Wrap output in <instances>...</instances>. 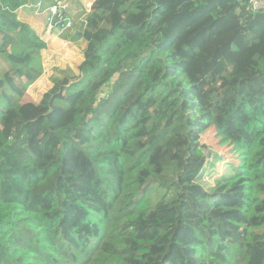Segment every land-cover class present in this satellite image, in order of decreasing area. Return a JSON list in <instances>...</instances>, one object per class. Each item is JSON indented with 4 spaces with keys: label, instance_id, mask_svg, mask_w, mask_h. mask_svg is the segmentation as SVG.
I'll use <instances>...</instances> for the list:
<instances>
[{
    "label": "trees",
    "instance_id": "1",
    "mask_svg": "<svg viewBox=\"0 0 264 264\" xmlns=\"http://www.w3.org/2000/svg\"><path fill=\"white\" fill-rule=\"evenodd\" d=\"M27 4L0 0V264H264V7L95 0L35 102Z\"/></svg>",
    "mask_w": 264,
    "mask_h": 264
},
{
    "label": "crops",
    "instance_id": "2",
    "mask_svg": "<svg viewBox=\"0 0 264 264\" xmlns=\"http://www.w3.org/2000/svg\"><path fill=\"white\" fill-rule=\"evenodd\" d=\"M28 1L29 4L18 10V15L20 19L28 22L32 27H34L38 32V34L47 42L48 47L43 52L44 63L47 60V55H49V57L51 58L50 59L51 65L53 67L52 69H57V64L61 63L64 60L63 51L67 50L68 52H72L73 54H75V52H78L80 58L77 61H75L76 66L74 68L76 69V67L82 62L84 58L83 50L85 47V41H83L82 39L75 38L74 35L77 34V31H75V27L63 33H59L55 28H50L45 22L43 16H37L34 13V7L32 5L37 0H28ZM42 1L44 2V5H50L48 3H54L56 0H42ZM63 1L66 5L67 15L71 17L73 20L76 16H78L80 13H83L85 10L89 11L92 6V3L95 0H63ZM68 34L73 36V38L72 39L66 38V35ZM39 99L40 97L37 100H32V101L36 102Z\"/></svg>",
    "mask_w": 264,
    "mask_h": 264
},
{
    "label": "rangeland",
    "instance_id": "3",
    "mask_svg": "<svg viewBox=\"0 0 264 264\" xmlns=\"http://www.w3.org/2000/svg\"><path fill=\"white\" fill-rule=\"evenodd\" d=\"M37 16H43V15H37ZM66 38L72 39L73 36L68 34L66 35ZM63 54H64V60L61 63L57 64V69H71V70L75 69L74 68L76 66L75 61H77L80 58L78 52H75V54H73L72 52H68L67 50H65L63 51ZM50 59L51 58L49 57V55H47V60L45 61L44 64L43 73L40 76V78L28 88V91L26 92L25 95V99L37 100L40 97V95L44 91H46L52 84L51 79L52 76L54 75L52 73L55 69H52L53 67L51 65ZM202 137H203L202 141L208 145V148H211L214 151H218L220 154L226 156L227 148L219 145L217 133L214 129L208 130ZM218 168L219 171L222 172L224 168H226V165L222 163L218 166ZM205 180H208V178L205 177Z\"/></svg>",
    "mask_w": 264,
    "mask_h": 264
},
{
    "label": "built area",
    "instance_id": "4",
    "mask_svg": "<svg viewBox=\"0 0 264 264\" xmlns=\"http://www.w3.org/2000/svg\"><path fill=\"white\" fill-rule=\"evenodd\" d=\"M254 9L264 7V0H250ZM36 15H43L45 22L50 28H55L59 33H63L74 27V22L66 13V5L63 0H56L50 5H44L42 0L32 5Z\"/></svg>",
    "mask_w": 264,
    "mask_h": 264
}]
</instances>
